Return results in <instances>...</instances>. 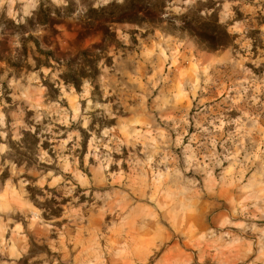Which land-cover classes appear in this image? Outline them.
Here are the masks:
<instances>
[{
  "label": "rangeland",
  "instance_id": "obj_1",
  "mask_svg": "<svg viewBox=\"0 0 264 264\" xmlns=\"http://www.w3.org/2000/svg\"><path fill=\"white\" fill-rule=\"evenodd\" d=\"M69 1L0 2V51L24 44L29 66L0 61V264H264V0H172L173 14H213L236 36L216 52L116 25L124 48L80 92L55 60L99 41L79 39V20L103 0H74L72 17L31 28L38 49L4 25ZM25 131L49 145L29 168L11 148ZM29 186L37 202L45 187L67 200L59 219L43 218Z\"/></svg>",
  "mask_w": 264,
  "mask_h": 264
},
{
  "label": "trees",
  "instance_id": "obj_2",
  "mask_svg": "<svg viewBox=\"0 0 264 264\" xmlns=\"http://www.w3.org/2000/svg\"><path fill=\"white\" fill-rule=\"evenodd\" d=\"M84 1L81 0L83 5ZM171 2L172 0H122L121 2L112 1L99 7L84 5L79 20L78 37L84 40L96 34L99 35L100 39L89 47L77 51L73 56L55 60L59 70L58 79L64 85L73 87L76 92H80L84 84L94 83L100 75L101 68L112 64L110 51L124 48L118 39L115 28L116 25L121 24L132 26L134 29L131 30L130 34L140 33L143 38L154 34L155 31H161L179 39L187 38L199 50L206 52H216L235 47L236 36L230 34L215 15L202 16L199 10H190L184 14L175 15L170 11ZM77 7L74 0L67 2L62 7L41 3L33 12L32 17L24 23H15L6 18L5 30H10L11 36L19 34L22 36L23 42L33 41L38 49V41L31 35L30 29L37 27L53 28L60 24L63 19L72 17L77 11ZM26 34L28 35L24 38L23 36ZM133 40L135 41V38ZM26 53L24 44L15 57H11L10 54L4 56L0 51V61L5 62L15 73H19L23 69L29 68L25 62ZM43 54L46 58L53 57L52 51L43 52ZM40 61L35 59L36 67L40 66ZM47 67L51 68L52 66L47 65ZM44 87L51 98L58 94V89L53 84L45 82ZM94 91H98L97 86H94ZM219 101L216 100L215 102L218 103ZM204 110L201 108L199 113L202 114ZM230 113L235 115L234 110H231ZM96 122H99L101 126L111 123L93 117L91 125L94 126ZM48 146L46 141L40 140L38 131H25L22 133L19 142L12 144L11 148L17 153L14 163L17 166L24 164L25 168L32 167L36 161L37 151L40 148L46 150ZM8 177V172H3L0 176L1 183H4ZM27 190L31 195V200L42 211L44 219L52 220L61 217L63 206L67 203L66 199L57 200L55 191L45 187L43 190L52 196L37 202L36 196L40 190L30 186ZM34 247L37 246L33 243Z\"/></svg>",
  "mask_w": 264,
  "mask_h": 264
},
{
  "label": "clouds",
  "instance_id": "obj_3",
  "mask_svg": "<svg viewBox=\"0 0 264 264\" xmlns=\"http://www.w3.org/2000/svg\"><path fill=\"white\" fill-rule=\"evenodd\" d=\"M0 2H2V0H0ZM103 2H104L105 4H107V3L109 2V0H103Z\"/></svg>",
  "mask_w": 264,
  "mask_h": 264
}]
</instances>
